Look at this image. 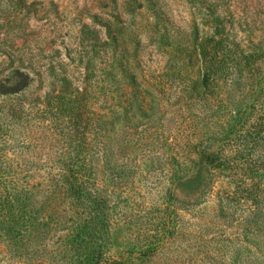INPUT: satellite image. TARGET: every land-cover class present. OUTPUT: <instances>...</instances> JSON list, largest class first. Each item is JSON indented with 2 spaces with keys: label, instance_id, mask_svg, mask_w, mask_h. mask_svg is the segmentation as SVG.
Instances as JSON below:
<instances>
[{
  "label": "rangeland",
  "instance_id": "374dc122",
  "mask_svg": "<svg viewBox=\"0 0 264 264\" xmlns=\"http://www.w3.org/2000/svg\"><path fill=\"white\" fill-rule=\"evenodd\" d=\"M0 86V264H264V0H0Z\"/></svg>",
  "mask_w": 264,
  "mask_h": 264
},
{
  "label": "trees",
  "instance_id": "16d2710c",
  "mask_svg": "<svg viewBox=\"0 0 264 264\" xmlns=\"http://www.w3.org/2000/svg\"><path fill=\"white\" fill-rule=\"evenodd\" d=\"M1 89H2V86H0V93H2ZM12 90L16 93V92L20 91V87L19 88H12ZM5 200H7V197ZM5 200L3 203H1V201H0V217H3V223L9 221L8 220L9 218L11 220V216L14 215L13 209L15 208V203L19 202L18 200H14V201L12 200V202H10V201L6 202ZM11 222L12 221H10L9 223H11Z\"/></svg>",
  "mask_w": 264,
  "mask_h": 264
}]
</instances>
